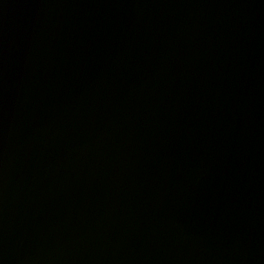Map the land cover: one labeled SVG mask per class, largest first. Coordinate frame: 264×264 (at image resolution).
<instances>
[{"label": "water", "instance_id": "obj_1", "mask_svg": "<svg viewBox=\"0 0 264 264\" xmlns=\"http://www.w3.org/2000/svg\"><path fill=\"white\" fill-rule=\"evenodd\" d=\"M0 264H264V0H0Z\"/></svg>", "mask_w": 264, "mask_h": 264}]
</instances>
